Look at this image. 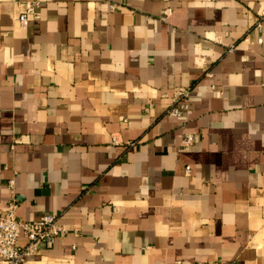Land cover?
Masks as SVG:
<instances>
[{
  "label": "crops",
  "instance_id": "1",
  "mask_svg": "<svg viewBox=\"0 0 264 264\" xmlns=\"http://www.w3.org/2000/svg\"><path fill=\"white\" fill-rule=\"evenodd\" d=\"M10 178L66 228L27 264H264V0H0Z\"/></svg>",
  "mask_w": 264,
  "mask_h": 264
},
{
  "label": "built area",
  "instance_id": "2",
  "mask_svg": "<svg viewBox=\"0 0 264 264\" xmlns=\"http://www.w3.org/2000/svg\"><path fill=\"white\" fill-rule=\"evenodd\" d=\"M25 10L17 21L21 27L28 24L29 16L36 14L39 2H25ZM113 8V5H110ZM190 88L185 86H174L169 96L170 107L167 114L182 117L187 120L191 113L189 94ZM196 141L195 134L184 132L180 138V148L188 149ZM186 166L185 172L188 173ZM10 190V200L6 209L0 211V264H27L39 251L40 244L47 247L52 246L55 240L66 231L64 225L58 222V217L52 213H44L34 220H22L16 215L18 203L14 192V179L7 182ZM165 264H236L234 261L214 260L185 262L175 260Z\"/></svg>",
  "mask_w": 264,
  "mask_h": 264
}]
</instances>
